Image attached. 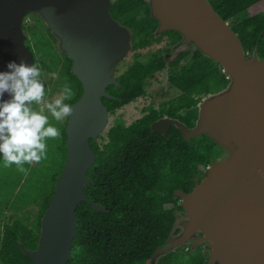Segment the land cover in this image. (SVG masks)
Returning a JSON list of instances; mask_svg holds the SVG:
<instances>
[{"label":"trees","instance_id":"trees-1","mask_svg":"<svg viewBox=\"0 0 264 264\" xmlns=\"http://www.w3.org/2000/svg\"><path fill=\"white\" fill-rule=\"evenodd\" d=\"M219 18L226 22L238 39L244 58L255 52L264 60V11L248 15V10L264 0H206ZM146 0H109L108 14L128 30L130 42L140 49L164 43L144 62H135L117 78L118 86L109 85L101 98L109 115L145 94L148 81L166 70V82L176 95L148 107L139 118L125 125L114 119L102 143L88 141L94 161L86 171L88 183L83 194L90 203L80 202L74 209L75 233L65 264H148L156 248L177 234L174 227L179 199L175 191L189 193L204 177L206 169L222 156L223 150L204 135L184 140L178 128L170 125L166 136L157 134L150 125L160 119L174 120L187 129L194 127L198 105L206 96L227 89L230 80L220 66L192 44H182L178 32L157 33V21L150 16ZM27 32L33 41L25 47L32 52L33 63L43 74L56 73L51 91L60 92L65 84L72 87L74 103L81 95L79 81L71 75V62L59 59L42 34ZM42 80V78H40ZM62 136L49 138L47 157L33 162L9 201L14 220L2 227L0 264H32L21 248L36 249L40 219L53 191L54 179L62 169L66 155L64 128L51 118ZM0 190L10 194L21 177L16 165L5 167L0 155ZM3 201V198H2ZM92 205L105 212H97ZM34 206L32 219L23 208ZM21 213L20 216L18 214ZM184 246H182L183 249ZM197 245L182 252L178 248L158 256L155 264H206L207 256Z\"/></svg>","mask_w":264,"mask_h":264},{"label":"water","instance_id":"water-1","mask_svg":"<svg viewBox=\"0 0 264 264\" xmlns=\"http://www.w3.org/2000/svg\"><path fill=\"white\" fill-rule=\"evenodd\" d=\"M108 7L109 0H0V72L8 71L10 61L33 64L20 25L24 15L38 13L60 41L70 73L81 86L80 97L70 104L74 111L64 128L66 155L40 219L36 249L21 248L32 264L66 263L75 233L74 209L80 202L90 203L83 194L85 174L94 161L88 141L106 125L101 98H111L107 86H118L112 69L130 38L110 18ZM149 11L157 33L178 32L182 44L192 43L230 80L226 90L198 105L193 128L170 119L150 125L163 136L173 125L184 140L205 135L229 153L208 167L189 193L174 192L186 221L181 233L156 248L152 258L198 233L192 246L208 243L206 264H264V60L255 52L244 58L235 34L206 0H150ZM10 98L5 93L2 99Z\"/></svg>","mask_w":264,"mask_h":264},{"label":"clouds","instance_id":"clouds-1","mask_svg":"<svg viewBox=\"0 0 264 264\" xmlns=\"http://www.w3.org/2000/svg\"><path fill=\"white\" fill-rule=\"evenodd\" d=\"M7 69L0 72V154L5 167L16 165L18 171L27 174L25 164L46 159L47 139L62 136L50 123L49 115L44 114V108L55 121L64 120L74 111L65 101L72 100L75 92L65 84L59 98L37 110L34 105L44 103L45 96L40 65L10 61ZM5 93L11 98L2 99Z\"/></svg>","mask_w":264,"mask_h":264},{"label":"rangeland","instance_id":"rangeland-1","mask_svg":"<svg viewBox=\"0 0 264 264\" xmlns=\"http://www.w3.org/2000/svg\"><path fill=\"white\" fill-rule=\"evenodd\" d=\"M146 2L148 3L147 10L149 11L150 0H146ZM262 11H264V1L260 2L259 4L254 6L253 8L249 9L248 15H254V14H257V13L262 12ZM149 13H150V11H149ZM30 27L35 29V31H36L35 36L42 34L43 38L47 41L51 51L53 52V54L55 56H57L59 59L66 57L64 50L61 48L60 41L47 28V26L44 23V20L41 17V15H39L38 13H28V14L24 15L22 20H21L20 29H21L22 35L25 38L24 41L28 42L29 47L32 49L33 41L30 39V35L27 32V30H29L28 28H30ZM163 44L164 43L162 42L160 44L152 46L149 49H140L138 47L133 46L132 43L130 42V40H128V42L126 43V50H125L124 54L121 56V58L119 60H117L115 62L114 66H113L111 78L116 80V78L122 72H124L126 70V68H128L129 66H131L135 62H144L148 58L150 53H153L156 50L160 49L161 46H163ZM188 44H192V43H188ZM166 74H167L166 70H163L159 73H156L154 75V77L148 81V85L145 88V94L142 97H139V98L135 99L134 101L128 103L127 105L121 107L120 109L115 111L114 115L108 114L106 125H105L104 129L96 136V138L93 142H96V143L104 142L105 133H106L107 129L112 125L114 119H120V120H122V122L125 125H127L130 122H132L133 120L139 118L142 111L145 108H147L148 105L152 106L153 108H157L159 103L164 102L167 99L175 96L176 91L169 88V86L167 85ZM41 78H42V82H43L44 87H45V96H44V103H42L40 105H34V107L37 108V110H39L40 108H44V105L46 103L54 102L55 99H57L61 96L60 92H55V91L50 90L52 83L56 78L55 72L47 73V74L45 73L42 75ZM212 99H213L212 95L206 96L201 100V102L210 101ZM44 113H47L46 108H44ZM163 119H166V118H163ZM64 122L67 123V118L60 121V123H64ZM222 150H223L222 156L216 162L224 161L228 157V155H229L228 151L226 149H222ZM32 165H33V163L30 165L25 164L24 167L26 169H28ZM0 172L3 173L1 168H0ZM22 175H23V173L21 174L20 178L15 179L16 184L14 185L15 187H14L13 191H11L10 194H7V193H5V191L0 190V236H1L2 227L6 224H10L14 220L13 214L9 211L8 206H9V201L12 198L15 189L17 188L18 184L20 183V181L22 179ZM2 198H3V201H2ZM23 210L25 213H27L29 215V219L31 220L32 214L36 210V208L34 206H28V207L23 208ZM20 215H21V213L18 214V216H20ZM185 221H186V219H185L182 211L180 213L179 212L176 213V220L174 223V227L176 229H178V232L176 235L171 236V237H176L181 233L182 224ZM199 236L200 235L198 233H194L193 237L189 241H187L184 245H181V246L176 247V248H178V250H182V252H185L186 250H187V252L193 250L194 246H192V240L194 237H199ZM198 245L201 247L200 248L201 252L207 256L208 251L210 249L208 246V243L204 242V243H200ZM182 246H184V248L180 249V248H182ZM176 248H173L171 250H174ZM161 255H163V254L155 255L153 258H151V260L148 262V264H155L157 257L161 256ZM206 262H207V260H206ZM215 264H217V263H215Z\"/></svg>","mask_w":264,"mask_h":264},{"label":"flooded vegetation","instance_id":"flooded-vegetation-1","mask_svg":"<svg viewBox=\"0 0 264 264\" xmlns=\"http://www.w3.org/2000/svg\"><path fill=\"white\" fill-rule=\"evenodd\" d=\"M24 46H25V41H24ZM148 107H152V106H149V105H148L147 108H148ZM147 108H145L144 110H147ZM152 108H153V107H152ZM153 109H156V108H153ZM142 112H143V111H142ZM141 114H142V113H141ZM133 121H134V120H133Z\"/></svg>","mask_w":264,"mask_h":264}]
</instances>
